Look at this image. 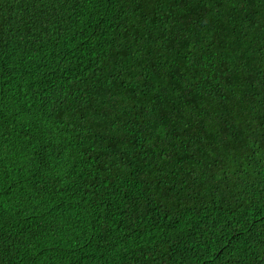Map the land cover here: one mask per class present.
<instances>
[{
    "label": "trees",
    "instance_id": "obj_1",
    "mask_svg": "<svg viewBox=\"0 0 264 264\" xmlns=\"http://www.w3.org/2000/svg\"><path fill=\"white\" fill-rule=\"evenodd\" d=\"M0 264H264V0H0Z\"/></svg>",
    "mask_w": 264,
    "mask_h": 264
}]
</instances>
